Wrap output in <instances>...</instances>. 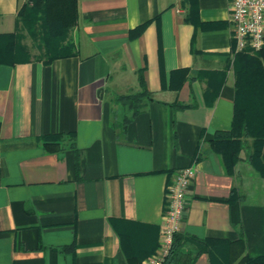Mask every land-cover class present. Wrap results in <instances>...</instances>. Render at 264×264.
Wrapping results in <instances>:
<instances>
[{"label": "crops", "instance_id": "crops-1", "mask_svg": "<svg viewBox=\"0 0 264 264\" xmlns=\"http://www.w3.org/2000/svg\"><path fill=\"white\" fill-rule=\"evenodd\" d=\"M230 1L56 0L74 17L71 56L0 65V264H128L117 232L141 264L158 243L165 187L187 166L178 232L240 238L247 256L264 255V178L240 154L226 174L208 145L231 123ZM26 2L0 0V34ZM139 71L151 99L131 117L113 98L138 90ZM56 132L73 135L76 168L67 145L35 141ZM231 188L241 197L227 202Z\"/></svg>", "mask_w": 264, "mask_h": 264}, {"label": "trees", "instance_id": "trees-1", "mask_svg": "<svg viewBox=\"0 0 264 264\" xmlns=\"http://www.w3.org/2000/svg\"><path fill=\"white\" fill-rule=\"evenodd\" d=\"M15 17L17 29L12 33L0 34V65L35 60L48 64L53 60L71 56L72 47L66 44V37L74 17L65 6L59 5L56 0H27L18 8ZM147 23L130 30L129 38L139 37ZM22 32L32 39L37 56L31 55L22 43ZM232 74L230 127L228 130L216 131L208 145L212 152L219 156L224 172L231 174L248 139L245 159L250 167L264 178V48L258 52H250L248 49L235 52ZM136 77L137 91L113 98L115 104L130 110L131 117L140 111L143 100L151 99V94L144 85L142 72L139 71ZM172 106L175 109L187 107L183 104ZM128 121L129 119L125 118L121 123L114 122L112 127L122 131ZM35 141L44 151L49 152L60 151L67 145L73 151L76 168V149L70 132L44 134L36 137ZM240 197L237 190L231 188L226 201H236ZM117 235L127 263L140 264L141 257L126 252L129 244L128 234L117 232ZM155 248L147 251L146 255L152 253ZM56 249L61 253H72L73 245L59 246ZM201 253L207 255L209 264H264V255L249 257L244 253V244L240 238H196L179 232L173 234L169 252L162 264H193Z\"/></svg>", "mask_w": 264, "mask_h": 264}, {"label": "built area", "instance_id": "built-area-1", "mask_svg": "<svg viewBox=\"0 0 264 264\" xmlns=\"http://www.w3.org/2000/svg\"><path fill=\"white\" fill-rule=\"evenodd\" d=\"M228 12L235 52L244 49L258 52L264 48V0H231ZM193 175L192 166L178 169L173 181L165 187L157 247L141 264H162L164 261L173 234L179 231L184 197Z\"/></svg>", "mask_w": 264, "mask_h": 264}, {"label": "rangeland", "instance_id": "rangeland-1", "mask_svg": "<svg viewBox=\"0 0 264 264\" xmlns=\"http://www.w3.org/2000/svg\"><path fill=\"white\" fill-rule=\"evenodd\" d=\"M17 27L18 26L15 27V30L17 29ZM22 35H23V38H24L23 41H22V43L29 49L31 55L37 56V52H36V50L34 48V44H33L32 39L29 36L25 35L24 32H22ZM248 143H249V140L247 139L246 142H245V144H244V146H243V149L240 152V155L242 157H244L246 155V153L248 152Z\"/></svg>", "mask_w": 264, "mask_h": 264}]
</instances>
